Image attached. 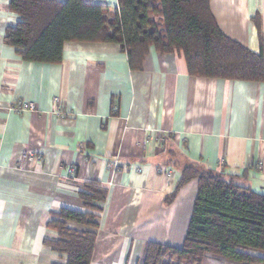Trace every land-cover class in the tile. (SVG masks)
I'll return each mask as SVG.
<instances>
[{"label":"crops","instance_id":"crops-1","mask_svg":"<svg viewBox=\"0 0 264 264\" xmlns=\"http://www.w3.org/2000/svg\"><path fill=\"white\" fill-rule=\"evenodd\" d=\"M9 3L0 0V264H66L46 243L59 237L49 222L83 209L87 182L107 189L90 264H139L148 242L183 245L198 180L165 197L188 165L264 193V82L194 76L183 54L154 47L133 69L116 42L67 41L59 62L25 60L4 40L20 21ZM210 8L226 35L264 52V0ZM19 100L38 109L12 110ZM202 264L246 263L206 255Z\"/></svg>","mask_w":264,"mask_h":264},{"label":"trees","instance_id":"trees-1","mask_svg":"<svg viewBox=\"0 0 264 264\" xmlns=\"http://www.w3.org/2000/svg\"><path fill=\"white\" fill-rule=\"evenodd\" d=\"M118 7L84 0H10L20 16L5 31V43L25 60L56 63L67 41L116 42L131 68L140 69L150 48L183 54L194 76L264 82V52H254L226 35L210 8V0H118ZM242 176L209 168L184 167L179 190L198 180L185 240L176 247L148 242L139 264H202L206 255L246 264L264 261V193L240 182ZM83 209L64 207L49 222L57 239L46 243L67 255L66 264H90L96 240L94 227L107 189L87 182L80 189ZM70 222L91 227L81 230ZM93 228V229H92Z\"/></svg>","mask_w":264,"mask_h":264},{"label":"built area","instance_id":"built-area-1","mask_svg":"<svg viewBox=\"0 0 264 264\" xmlns=\"http://www.w3.org/2000/svg\"><path fill=\"white\" fill-rule=\"evenodd\" d=\"M59 101H60V99L57 96H55L53 98V102L55 104H58ZM37 109H38V107H37L36 102L29 101V100H19L12 107V110H14L16 112H23V111H27V110H29V111H36ZM58 113H60V110H58ZM28 155H32V151H30V150L27 149L24 152V156L27 157ZM109 167H114L115 168L116 167V164L109 163ZM69 171H70V173H72L73 172V168H71ZM160 171L161 172H165L168 175L171 174V171L167 170L165 167H162L160 169Z\"/></svg>","mask_w":264,"mask_h":264}]
</instances>
